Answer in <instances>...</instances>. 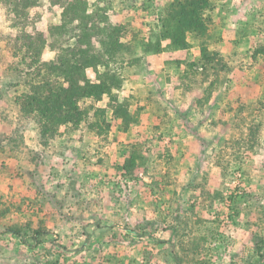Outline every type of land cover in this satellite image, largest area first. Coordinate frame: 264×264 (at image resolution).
I'll use <instances>...</instances> for the list:
<instances>
[{"label": "rangeland", "instance_id": "rangeland-1", "mask_svg": "<svg viewBox=\"0 0 264 264\" xmlns=\"http://www.w3.org/2000/svg\"><path fill=\"white\" fill-rule=\"evenodd\" d=\"M197 1L40 0L31 56L0 0V264H264V0ZM85 24L119 87L49 131L44 67Z\"/></svg>", "mask_w": 264, "mask_h": 264}, {"label": "trees", "instance_id": "trees-1", "mask_svg": "<svg viewBox=\"0 0 264 264\" xmlns=\"http://www.w3.org/2000/svg\"><path fill=\"white\" fill-rule=\"evenodd\" d=\"M4 6L7 8L9 16L14 21V25L18 27H23V38L24 40H28L27 43V52L28 55L31 56L34 54L33 51H39L44 49L45 41L42 36H36V40L32 41L34 38L27 34L26 29L31 26L30 23V11L31 9L37 7L39 5L40 0H3ZM208 4L207 0H201L195 2L199 6L201 4ZM65 7V6H63ZM68 12H71V18L62 25L60 28L66 33H68L67 28L68 24L73 22H80L81 20H85L88 18L87 4L83 5L77 1L76 4L67 2L66 7ZM182 8V13L178 14V18L184 21L185 28L187 30H191V28L195 27L197 32L201 35H206L208 33V26L203 23V19L200 16V11L197 8H189V6L184 5ZM68 15V13L66 12ZM79 24V23H78ZM87 24L85 27L83 26L84 34L78 36L79 30L81 31L80 25L76 26V30L78 33L74 34L73 38L75 39V44L70 45L66 48H59L57 45H52L53 50L59 53L57 62L44 67L48 77L56 76L61 80H64L68 84L65 86H58V83L54 84H46L43 87L45 92H48V97L40 99V112L42 114L43 124L46 125L47 130H51L53 126L58 125H68L71 123H76L77 118L75 116L77 114L76 103L75 100L83 99L84 97H90L92 95L97 96L98 93H106L108 91H112L114 88L119 87L118 82L119 78L116 76H111L109 73L105 75H98L99 83H91L86 78V70L93 67L98 69L99 66L103 64L104 67L107 65L95 55V47L92 43V37L87 30ZM63 32V33H64ZM53 35L55 33L53 32ZM85 38V42L82 40ZM112 40L113 38L110 37ZM37 42L41 44V48L37 49ZM111 42V41H110ZM176 46L180 44L178 42L175 43ZM113 47H117L114 45ZM119 49H116V52ZM120 51V50H119ZM115 54L114 50L110 44H107L103 47V54L110 57ZM35 55L33 56L32 61L35 60ZM24 60V59H23ZM46 131V130H45Z\"/></svg>", "mask_w": 264, "mask_h": 264}]
</instances>
